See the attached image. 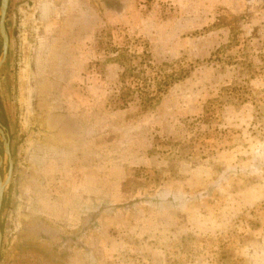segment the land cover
<instances>
[{
	"label": "rangeland",
	"instance_id": "374dc122",
	"mask_svg": "<svg viewBox=\"0 0 264 264\" xmlns=\"http://www.w3.org/2000/svg\"><path fill=\"white\" fill-rule=\"evenodd\" d=\"M4 24L0 264H264V0H8Z\"/></svg>",
	"mask_w": 264,
	"mask_h": 264
},
{
	"label": "water",
	"instance_id": "95a60500",
	"mask_svg": "<svg viewBox=\"0 0 264 264\" xmlns=\"http://www.w3.org/2000/svg\"><path fill=\"white\" fill-rule=\"evenodd\" d=\"M7 5H8V0H0V67L6 58L7 47H8V37L6 34L5 24H4ZM0 141L2 146V153L7 159V171H6L5 179L1 180L0 177V207H1L2 195L5 187L9 183L11 170H12L9 147H8V137L3 132V128L1 126H0ZM0 164H1V158H0ZM0 241H1V234H0Z\"/></svg>",
	"mask_w": 264,
	"mask_h": 264
},
{
	"label": "trees",
	"instance_id": "16d2710c",
	"mask_svg": "<svg viewBox=\"0 0 264 264\" xmlns=\"http://www.w3.org/2000/svg\"><path fill=\"white\" fill-rule=\"evenodd\" d=\"M0 126L1 127H4V126L6 127V122H5V119H4V115H3V111L1 109V106H0ZM1 205H2V203H1ZM1 210H2V206L0 207V213H1Z\"/></svg>",
	"mask_w": 264,
	"mask_h": 264
},
{
	"label": "bare ground",
	"instance_id": "6f19581e",
	"mask_svg": "<svg viewBox=\"0 0 264 264\" xmlns=\"http://www.w3.org/2000/svg\"><path fill=\"white\" fill-rule=\"evenodd\" d=\"M5 179V178H4Z\"/></svg>",
	"mask_w": 264,
	"mask_h": 264
}]
</instances>
